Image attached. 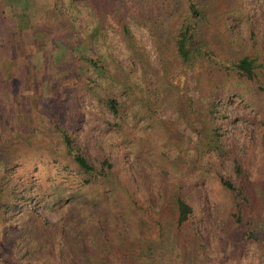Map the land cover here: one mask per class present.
Here are the masks:
<instances>
[{"label":"trees","instance_id":"16d2710c","mask_svg":"<svg viewBox=\"0 0 264 264\" xmlns=\"http://www.w3.org/2000/svg\"><path fill=\"white\" fill-rule=\"evenodd\" d=\"M28 1L0 0V14L7 11L12 15L16 10L13 18L18 29L54 39L55 43L51 42L55 45L52 51L58 64L56 73L64 69L61 65L67 60L63 55L74 56L78 64L68 73L77 85L70 88L66 117L61 114L65 108L56 107L44 118L43 128L50 132L44 147L20 156L18 163L0 164L3 249L12 256L21 248L20 258L27 262V255H33L40 264L50 255L56 264H142L145 260L164 264L155 248L147 243L144 253L139 257L137 254V258L119 257V249L114 246L116 239L125 235L128 220L124 212L131 208L154 215L150 221L163 241L164 220L160 213L151 211L147 175L140 174L137 160L142 150L153 148L144 127L163 123L158 114L160 103L168 101L174 105L176 117H182L189 105L180 102L175 92L158 96L144 52L137 46L129 19L115 0H83L94 20L91 30L100 35L114 30L129 52L126 69L114 71L103 86L99 79H103L107 68L99 58L84 52V42L71 15L57 0H51L48 7L34 14H26ZM259 1L264 6V0ZM254 2L232 0L231 15L218 16L212 22L208 0H180L175 30L163 37L159 31L163 34L165 27L156 20H134L149 29L163 71L169 67L171 57L181 68L197 69L193 89L203 103L197 101L199 125L194 132L200 147L196 153L202 160L201 166L214 174L228 194L229 208L222 219L227 242H232L235 237L231 233L237 231L236 242L260 246L261 233L244 223L250 189L255 183L247 174L250 157L238 138L246 134L239 125L231 127L237 124L236 116L226 114L220 107L222 100L233 95L244 96L249 103L250 98H264V50L251 18ZM164 4L165 9L169 3L166 0ZM162 11L165 17L166 11ZM235 22L240 23L237 35L229 32ZM61 33L68 38H61ZM131 79L134 81L130 82ZM112 85L127 99L120 100L111 92ZM160 88L166 90L163 85ZM154 149L157 150L155 146ZM224 168L228 175L222 174ZM189 184L178 178L162 185L158 192L159 210L162 212L167 199H172L173 220L169 224L175 239L186 227L193 242L200 244L207 201ZM110 194L113 197L109 198ZM67 197L71 209H81L74 212L72 225L63 216L49 222L33 207L34 203L56 204ZM9 215L20 219L15 230L6 228L5 218ZM34 248L36 251L32 252Z\"/></svg>","mask_w":264,"mask_h":264},{"label":"rangeland","instance_id":"374dc122","mask_svg":"<svg viewBox=\"0 0 264 264\" xmlns=\"http://www.w3.org/2000/svg\"><path fill=\"white\" fill-rule=\"evenodd\" d=\"M115 1L123 8L129 19L130 32L137 46L144 52L150 80L154 83V88L159 91L158 96L160 97L162 92H175L180 102L189 105V108L182 113V117H176L174 105L168 101L160 103L158 114L163 123L147 124L144 127L148 134L149 145L153 148L142 150L137 160L140 174L147 175L151 211L160 213L164 220L163 241L158 236L157 228L150 221L154 215L131 208L129 212H124L128 220L125 235L118 237L115 242L114 248L119 249L118 256L131 255L137 258V254L139 257L142 252L144 253V246L147 243L155 248L164 264H264V98H250L252 103H249L244 96L233 95L220 102L222 110L228 115L236 116L238 120L237 124H232L231 127L239 125L246 134L238 135V138L242 140L241 146L250 157L251 164L247 174L251 179H255V183L250 189L249 206L245 208L244 223L245 226L255 228L263 236L260 246L255 243H238L235 240L238 237L237 231H233L231 237L235 238L232 242L229 240L227 242V230L222 219L229 208L228 194L221 188L214 174L201 166L202 160L196 153L200 147L194 132L199 125V113L196 111L200 106L197 101L203 103V99L198 97L193 89L197 69L181 68L171 57L169 67L163 71L149 29L135 22L141 17L156 20L158 25L165 27L164 33L159 31V34L162 37L170 35L175 30L176 20L180 14V0H167L169 4L165 9L166 0ZM162 1L163 6L160 4ZM50 2L51 0H30L27 2L25 13L34 14L48 7ZM57 2L71 15L78 36L84 42V52L99 58L107 68V72H103V79L97 78L101 86L114 71L126 69L129 52L114 30L108 29L103 35L97 31L93 32L91 27L94 20L83 0H57ZM208 2L212 22L218 16L231 15L232 0H208ZM162 10L166 11L165 17ZM251 10L259 43L264 50V6L261 1L255 0ZM11 13L12 15L5 11L4 14H0V164L18 163L20 156L32 154L44 147L50 135V132L43 128L44 118L56 107L63 110L65 108V111L61 112L62 117L65 118L69 112L70 88L73 86L75 88L77 85L75 78L73 80L68 73L78 64L76 58L69 53L63 55L67 60L61 65L64 69L56 73L58 64L52 51V46H55L52 44L55 43L52 41L53 38L29 34L24 29H18L13 18L17 14L16 10ZM239 27L240 23L235 22L229 32L237 35ZM60 35L63 39L68 38L65 33ZM57 51L59 52V49ZM135 65L138 67L137 63ZM137 74L139 75L138 71ZM133 79L130 82H133ZM160 85L166 90L161 89ZM110 90L116 93L120 100L127 99L125 94L122 91L117 92L113 85L110 86ZM85 103L88 104V101H84ZM221 172L223 175H228L227 168L221 169ZM178 178L188 181L193 191L202 193L206 198L207 202L204 204L207 210L206 219L203 223L200 244L193 242L186 227L181 229L180 236L175 239L169 224L173 220L172 199H167L162 212L159 210V188L167 185L170 179L172 181ZM117 196L121 194L117 192ZM108 197L111 198L113 195L110 194ZM33 207L47 221L55 222L59 216H63L69 225H72L76 217L74 212L81 211L78 206L74 207V210L71 209V201L68 197L62 198L56 204L34 203ZM5 220L8 230L17 229L21 223L20 219L13 215L6 216ZM84 222L85 220L80 222V226ZM1 238L0 236V264H40L33 255H27L30 259L27 262L20 258L21 248L16 249L10 256L3 249ZM34 251L35 248L32 252ZM143 262L142 264L151 263L147 260ZM42 264L56 263L50 255L45 257Z\"/></svg>","mask_w":264,"mask_h":264}]
</instances>
